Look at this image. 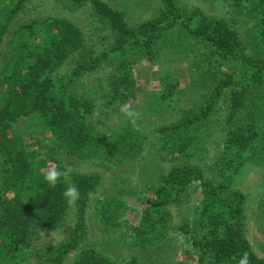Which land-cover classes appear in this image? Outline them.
Instances as JSON below:
<instances>
[{"label": "trees", "instance_id": "16d2710c", "mask_svg": "<svg viewBox=\"0 0 264 264\" xmlns=\"http://www.w3.org/2000/svg\"><path fill=\"white\" fill-rule=\"evenodd\" d=\"M57 1L70 9L90 3L91 14L109 29L112 43L93 55L82 29L68 19H25L26 0H0V264H24L26 246L42 237L41 232L54 231L62 235L59 241L46 242L35 257L40 264H63L86 238L91 200L108 235L107 248L128 245L130 259L122 264H240L245 257L247 264H264L245 238L247 193L236 181L242 164L264 155V0H220L229 19L208 15L199 7L189 9L180 0H158L154 14L138 22L128 20L135 15L129 9L133 5L119 0H112V5L107 0ZM230 21L245 26L244 37ZM178 31L197 46V50L181 49L198 58L194 61L200 72L195 73L197 86L212 80V89L183 110L168 103L178 82L174 78L168 82L166 72L161 90L121 112V105L137 89L131 73L135 58L153 62L157 57H175L181 44H173L172 38ZM248 46L255 53L247 52ZM75 53L74 66L59 73L64 60ZM200 58L208 68H203ZM105 61L115 64L116 73L108 77L109 96L98 104L76 86ZM223 64L226 70L219 75ZM232 83L237 88L230 89L234 109L228 119L245 108L249 121L227 130L223 149L209 155L211 146L201 127H206L216 101ZM129 112L134 116L129 117ZM171 112L178 113L173 122L163 121L153 129L158 141L140 131L142 121L166 120ZM113 114L118 116L117 128L99 131L97 126L105 125ZM33 132L38 136L29 144L24 138ZM258 139L260 149L254 146ZM145 142L148 148L141 159ZM110 149L116 151L109 154L111 160L104 156ZM159 155L170 157L167 170L155 166ZM96 159L109 162L120 181L95 197L101 174L76 173L67 166ZM124 160L138 167L144 188L133 191V196L143 209L137 225L120 229L128 209L123 184L130 170L122 166ZM51 168L70 171L52 186L45 180ZM73 187L79 196L70 201L64 193ZM197 190L201 198L194 202ZM173 210L180 216L178 224H173ZM172 230L185 234L191 243L183 260L169 251ZM259 230L264 234L263 223ZM70 264L118 263L94 248H84L73 254Z\"/></svg>", "mask_w": 264, "mask_h": 264}, {"label": "rangeland", "instance_id": "374dc122", "mask_svg": "<svg viewBox=\"0 0 264 264\" xmlns=\"http://www.w3.org/2000/svg\"><path fill=\"white\" fill-rule=\"evenodd\" d=\"M109 4L112 5V0H107ZM119 2L124 5L130 4L133 5L130 11H133L135 15L128 17V20L131 21H140L154 14L155 8L157 7L158 0H119ZM220 0H180V4L189 9L194 7H199L206 14L217 17H226L229 19L230 15L227 13L226 7L221 6ZM23 12L24 18H34V17H49V18H64L68 19L74 25L80 27L83 31V37L86 43V47L93 51V55L99 54L102 50L110 48L109 46L112 43V36L107 27H103L99 23L98 17L91 14L90 12V3L82 5L78 8L70 9L63 2L57 0H26L24 2ZM22 16V13L19 14ZM230 23L241 33L244 37V28L243 24L230 21ZM251 24H249L250 26ZM173 44H181L177 55L167 59L166 57L160 58L157 57L153 62H149L145 58H135V61L131 65V73L135 82L137 89L135 90V95L123 103L120 107L121 112H128L131 108L139 103H142L146 98L148 99L147 94L152 93L156 90H161L160 82L164 77H168V82L172 81L171 78L177 80L178 84L175 92L170 96L168 103L175 104L177 103L181 109L189 107L193 102L202 101L203 96L207 95L208 92L212 89L214 82L212 80L202 83V88L198 87L195 80L197 77L195 73H200L198 69L194 68V61H197V56L187 54L183 52L185 46L191 49L197 50V46L194 45V42L188 38L183 31H178L177 35L172 38ZM188 42V45L185 44ZM247 52L255 53V49L250 46L246 47ZM180 50V51H179ZM166 51H163L165 53ZM203 52L201 48L200 54ZM205 57V56H204ZM78 58V54L69 55L62 65L59 68V73H64L66 70L71 69L74 66V61ZM195 58V60H194ZM198 59V58H197ZM203 65V68H208L207 63L203 62L204 58H200ZM110 61H105L102 63V66L95 70L92 73L82 76L77 81L76 89L80 94H87L95 98L96 102L102 103L105 102L107 96H109V82L108 77H111L116 73L115 64L109 63ZM213 66L216 67L218 64L214 63ZM243 69V66L240 67V70ZM219 75L225 71L226 68L224 64L218 68ZM168 72L167 75L165 73ZM165 75V76H164ZM164 76V77H162ZM198 81V79H197ZM100 84V86H98ZM237 87L234 83L230 84L228 88L224 91L222 97H220L215 104V108L212 111L211 115L207 119L206 127H201L202 131L207 134V140L211 146V151L209 155L213 154L214 150L221 151L224 146L225 134L227 130L233 129L236 126L247 123L249 120L246 115L245 108H239L234 114V119L229 120L231 110L234 109L233 104L230 102V89H236ZM107 95V96H106ZM173 99V100H172ZM248 105V102L245 103ZM180 112V111H179ZM168 118L164 120H155L153 123H148L142 121V130H140L147 139L158 141L157 132L153 131L157 126H159L163 121L173 122L178 113L171 112L168 114ZM261 117V116H260ZM107 123L105 125L97 126V129L102 132H108L110 129H116L118 123V116L113 114L111 117H108ZM263 119V117H261ZM105 120V121H106ZM142 120V118H141ZM229 120V121H228ZM204 121H206L204 119ZM143 122H145L143 124ZM21 124L19 120V125ZM263 124V123H261ZM135 126V125H134ZM141 129V128H140ZM38 136L37 133L33 132L28 134L24 140L27 143H33ZM107 139L104 140V145ZM208 142V141H207ZM261 140L258 139L257 143L254 145L256 149H260ZM143 149L139 153V158L145 155L148 148V143L145 142L142 144ZM141 146V147H142ZM254 148V147H253ZM105 151V150H104ZM115 150H109L104 153V156H107L110 160L113 156L109 154H115ZM138 155V154H137ZM120 157V156H119ZM101 159H96L94 162L91 160L81 163L75 162L72 165L64 164L69 167L72 171L76 173H86V172H98L102 176L100 185L97 188L95 197L100 195L105 189L112 188L114 181H120L116 175V170L111 168L109 162H100ZM124 160L122 166L126 171L130 170V173L126 177L125 184H123V200L126 203L128 209L125 211V215L122 218V225L120 229H124L126 224L128 225H137L141 217V211L143 209L142 204L137 199L136 196H133V191H140L144 188L142 181L137 177L138 167L133 168V163H129ZM155 166L162 167L163 169H168L171 161L168 155L161 158V156H155ZM109 165V166H108ZM242 172L236 177V181H239L242 184L245 193H247V204L245 206V238L249 241L252 250L260 257L264 258V234L259 230V224H264V219L261 217V212L264 210V155L259 153L256 157L248 160L246 163L242 164ZM136 195V194H135ZM201 198L199 190L193 194V201L198 202ZM90 206V208H89ZM88 210L86 213V238L79 243L78 249L71 252L63 264H70L73 261V254L76 251L84 248H94L103 254L106 257H109L111 260H116V263L122 264L126 263L130 258V250L128 245L123 244L119 246H113L112 248H107L108 238L107 233L103 230V224H101L96 216V213L93 211V200L89 203ZM173 224L180 223V216L173 210ZM259 216V217H258ZM73 215L71 216V219ZM262 227V226H261ZM42 237L37 240H33L30 246H26L25 249V258L26 261L24 264H40L35 257V252L37 249H40L46 242L50 240L59 241L62 235L59 234V231L51 232L50 234H45L41 232ZM112 235H116L112 233ZM171 235L174 238L171 242V247L174 257L176 259L183 260L184 250H191L192 246L190 241L186 238V235L177 231L172 230ZM127 236V233H126ZM187 264H193L194 262L187 261Z\"/></svg>", "mask_w": 264, "mask_h": 264}, {"label": "clouds", "instance_id": "9594fccd", "mask_svg": "<svg viewBox=\"0 0 264 264\" xmlns=\"http://www.w3.org/2000/svg\"><path fill=\"white\" fill-rule=\"evenodd\" d=\"M127 115H128L129 117H133V116H134V113L129 112V113H127ZM135 122H136L135 119H132V120H131V123H132L133 125H135ZM68 171H70V170H59V169H57V168H51V169L47 172V174H46V176H45V180H46L50 185L55 186V185L57 184L58 180L61 178V176L65 175ZM64 196H65L66 198H68V199L71 201V200H74V199L78 198V196H79V192H78V190H77L76 188H74V187H73V188H69V189H67V190L65 191ZM240 264H247V258L245 257L244 259H242V260L240 261Z\"/></svg>", "mask_w": 264, "mask_h": 264}]
</instances>
